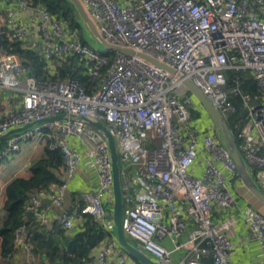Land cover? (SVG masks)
Segmentation results:
<instances>
[{
	"label": "built area",
	"instance_id": "1",
	"mask_svg": "<svg viewBox=\"0 0 264 264\" xmlns=\"http://www.w3.org/2000/svg\"><path fill=\"white\" fill-rule=\"evenodd\" d=\"M10 1L34 14L27 22L7 17L3 25L11 38L41 54L51 70L64 55L78 54L99 80L92 93L74 78L40 83L17 54L0 51V88L20 98L18 108L0 112V134L64 116L10 134L0 153L6 157L30 138L52 139L51 146L62 153L63 182L28 194L26 221L51 224L42 199L60 208L55 221L66 233L79 223L80 213L91 215L109 235L96 247L92 264H135L115 234L111 154L103 132L91 123L99 121L115 142L122 231L140 251L156 264H205V257L211 264H234L237 245L231 236L239 217L247 241L259 246L258 264H264V213L245 197H235L243 182L223 137L177 76L192 79L225 117L238 110L230 95L241 96L247 116L238 146L247 171L264 190V0H79L107 42L149 54L176 74L134 55L82 43L40 3ZM227 69H248L258 95L249 99L237 85L227 88ZM192 110L204 119H195ZM80 163L95 173L96 185L80 192L81 205L64 207L68 182ZM13 242L5 264L47 262L33 251L25 223Z\"/></svg>",
	"mask_w": 264,
	"mask_h": 264
},
{
	"label": "trees",
	"instance_id": "2",
	"mask_svg": "<svg viewBox=\"0 0 264 264\" xmlns=\"http://www.w3.org/2000/svg\"><path fill=\"white\" fill-rule=\"evenodd\" d=\"M29 1L33 4H42L51 15L63 21L71 31H74L79 41L88 44L82 34V28L85 26L69 0ZM2 26L0 27V34L4 38L2 48L17 54L21 64L28 67L29 73L40 83L74 78L87 93H92L97 88L99 80L93 78L88 72L90 62L82 61L80 55L72 53L64 55L56 61L55 68L51 70L41 54L30 47H24L22 40L11 38L12 32L5 25ZM225 75L227 88H234L237 85L249 99H254L258 95V87L248 74V69H227ZM230 98L238 110L225 118L228 128L239 145L241 140L238 132L247 112L240 95L231 94ZM193 115L198 117H194L195 119L203 118L199 110H192ZM7 143L8 137L0 139V153L6 148ZM51 144L52 139H47L43 154L30 161L28 177H13L4 186L5 199L2 205L4 216L0 219V256L7 258L12 254L14 232L25 223L26 237L33 246V251L39 254L42 261H47L44 264H92L93 250L109 235L91 215L80 213L79 223L68 233L64 232L57 221L52 222L51 226H41L28 219L26 221L30 215L25 208L28 194L63 182L62 153L59 148L52 147ZM252 178L255 180L253 174ZM75 202L80 205L82 203L76 196L73 197L71 204ZM122 250L135 261V264H140L126 250ZM203 262L211 264L209 257H205Z\"/></svg>",
	"mask_w": 264,
	"mask_h": 264
},
{
	"label": "crops",
	"instance_id": "3",
	"mask_svg": "<svg viewBox=\"0 0 264 264\" xmlns=\"http://www.w3.org/2000/svg\"><path fill=\"white\" fill-rule=\"evenodd\" d=\"M0 27H3V23L7 20L8 16H15L24 22L33 20L34 14L31 11H26L19 9L13 1L5 0L0 2ZM35 21V20H34ZM4 39V38H3ZM20 105L19 95L12 90L0 88V112L4 111L6 108H18ZM47 143V138L38 140L37 138H30L22 141L19 149L17 151L11 152L8 156L0 158V219L4 216V210L2 208L5 194L4 186L8 180L13 177H28L29 163L32 159L39 157L43 154L44 146ZM70 144L74 146L77 150H82L83 146L76 140L71 139ZM201 164L195 167L196 173L200 174ZM97 177L95 173L86 167L85 163H80L78 171L68 182V189L66 191L64 207L69 206L73 202V197L79 198L80 192L82 190L91 189L96 185ZM240 182V180H238ZM240 184L235 192V197L237 199H243L240 196L245 197L255 208L264 213V205L256 199L248 189ZM240 195V196H239ZM42 205L47 207L49 214L52 217V222L60 212V208L53 206L42 199ZM49 224V226H51ZM76 227V226H75ZM248 230L246 228V223L238 217L237 223L234 227L232 233V241L237 245L234 253L232 254V261L234 264H258V254L259 246L255 241H247ZM245 244V247L243 246ZM240 245V246H239ZM96 248L93 250L95 254ZM5 263V258L0 256V264ZM112 264L114 262L112 261Z\"/></svg>",
	"mask_w": 264,
	"mask_h": 264
},
{
	"label": "water",
	"instance_id": "4",
	"mask_svg": "<svg viewBox=\"0 0 264 264\" xmlns=\"http://www.w3.org/2000/svg\"><path fill=\"white\" fill-rule=\"evenodd\" d=\"M73 6L75 7L78 15L81 18L82 23L84 24L85 28L89 32V34L94 37L95 40H97L100 45L106 49V50H112L117 51L119 53L125 54V55H134L139 58H142L144 60L149 61L150 63L162 68L163 70L168 71L169 73L176 74L177 72L167 64L163 63L159 59L143 53L139 51H135L132 48L122 47L119 45L111 44L107 42L104 37L99 33L97 30L95 24L88 16L87 12L85 11L83 5L79 0H69ZM3 43V37L0 34V51H3L2 48ZM177 76L181 78L182 83L185 85L186 89L192 94V96L198 101L200 106L202 107L203 111L209 118L212 125L217 128L225 142L227 151L235 165L237 174L241 181L243 182L244 186L248 189V191L256 198L258 199L263 205H264V190L259 187L256 182L253 180L249 172L247 171L246 163L244 160V157L242 155V152L233 137L230 129L228 128L227 121L225 116L220 112L218 108L214 106L212 101L209 99V97L194 83L192 79H190L187 76H184L183 74L178 73ZM64 116L62 114L51 116L48 118H45L40 121L36 122H30L28 124H25L23 126L11 129L7 131L6 133L0 134L1 138H6L10 134L19 132L21 130H24L28 127H31L35 124L41 123L43 121L47 120H53V119H60ZM93 126H95L97 129L101 130L104 134V136L107 139L108 147L111 154V167H112V192H113V200L111 205L112 210V218L115 226V234L117 237V240L119 244L124 248L129 255H131L133 258H135L140 264H156L150 257H148L145 253L140 251L135 243L130 242L126 236L124 235L122 231L121 226V220H122V196H121V187H120V175H119V164L117 160V152L115 148V142L112 137V135L109 133L107 128L99 121H93L91 122ZM46 201L49 203V199H46Z\"/></svg>",
	"mask_w": 264,
	"mask_h": 264
},
{
	"label": "rangeland",
	"instance_id": "5",
	"mask_svg": "<svg viewBox=\"0 0 264 264\" xmlns=\"http://www.w3.org/2000/svg\"><path fill=\"white\" fill-rule=\"evenodd\" d=\"M82 34H83V36H84V38L87 40V42H88V44L91 46V47H93V48H96L97 50H99V51H101V52H105L106 51V49H104L101 45H100V43L97 41V40H95L94 39V37H92L90 34H89V32L87 31V29L86 28H82ZM111 52H108V55L110 56L111 54H110ZM248 74H250L249 73V70H248ZM204 116H206V115H204ZM193 117H196V116H194L193 115ZM199 117H200V115H199ZM196 118H198V117H196ZM242 155H243V153H242ZM109 208H111L110 206H109ZM147 254V253H146ZM148 256H150L149 254H147ZM5 264V263H4Z\"/></svg>",
	"mask_w": 264,
	"mask_h": 264
}]
</instances>
